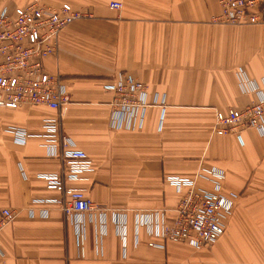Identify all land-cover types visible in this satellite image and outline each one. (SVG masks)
I'll return each instance as SVG.
<instances>
[{
    "label": "crops",
    "instance_id": "1",
    "mask_svg": "<svg viewBox=\"0 0 264 264\" xmlns=\"http://www.w3.org/2000/svg\"><path fill=\"white\" fill-rule=\"evenodd\" d=\"M30 1L0 0V13ZM43 1L93 16L64 28L57 51L42 59L70 96L61 114L0 107V217L6 207L15 213L0 231V264H264V132L215 133L219 110L264 95V25L218 24L214 0ZM121 73L146 85L149 102L129 128L114 125L106 88ZM59 115L92 161V171L67 182L92 198V215L48 201L62 193L41 175L61 171L62 161L38 134L44 118ZM11 127L34 136L18 142ZM210 168L224 173L217 179L234 201L225 233L203 248L154 237L150 227L172 221L180 198L167 177L211 188L213 176H198Z\"/></svg>",
    "mask_w": 264,
    "mask_h": 264
},
{
    "label": "built area",
    "instance_id": "2",
    "mask_svg": "<svg viewBox=\"0 0 264 264\" xmlns=\"http://www.w3.org/2000/svg\"><path fill=\"white\" fill-rule=\"evenodd\" d=\"M219 3L221 13L218 22L226 24H264L262 0H214ZM110 6L121 9V1ZM92 11L74 8L70 3L46 4L43 0H32L13 11L4 9L0 13V107L16 109L24 104L45 105L60 112L70 103V96L59 76L44 69L42 59L54 54L58 48L60 32L82 18H91ZM113 91L111 105L115 110L114 125L133 127L142 120L149 102L146 85L133 75L121 73L113 83L106 85ZM43 132L38 134L52 149L51 155L61 158L59 172L44 173L41 177L50 189L62 193L56 201L67 214L89 213L98 209L84 188L68 185V181L82 178V174L93 170L88 154L75 146L71 138L61 129V116L43 120ZM254 127L264 132V95L243 108H229L216 113L215 133L218 135L239 134L241 130ZM18 142H25L34 134L23 128L8 129ZM213 176V188L198 187L188 177H167L181 193V199L170 222H155L150 232L158 238L172 242L189 243L203 248L218 240L226 231L228 214L232 213L234 201L222 192L219 180L224 174L208 170ZM203 176L202 174H199ZM215 177V178H214ZM219 180H218V179ZM15 218L14 211L3 208L0 231ZM150 224L145 218L141 221ZM150 245H156L150 242ZM2 249L0 246V254Z\"/></svg>",
    "mask_w": 264,
    "mask_h": 264
},
{
    "label": "rangeland",
    "instance_id": "3",
    "mask_svg": "<svg viewBox=\"0 0 264 264\" xmlns=\"http://www.w3.org/2000/svg\"><path fill=\"white\" fill-rule=\"evenodd\" d=\"M113 2V1H112ZM111 2V3H112ZM262 2H263V4H264V0H262ZM69 3V2H68ZM110 3V4H111ZM216 3L219 5V3L216 1ZM71 4V3H70ZM27 5V4H26ZM72 5V4H71ZM73 6V5H72ZM111 7V6H110ZM112 8V7H111ZM221 8V7H220ZM112 9H114V8H112ZM116 10H119V9H116ZM222 10V9H221ZM221 10H220V12H219V14L221 13ZM219 14L218 15H215V17L213 18V20L215 21V22H217L218 24H222V25H230V26H242V25H264V24H226V23H220V22H218V20H217V17L219 16ZM82 19H84V18H82ZM79 20H81V19H79ZM78 21V20H77ZM245 107V106H244ZM230 108H233V107H230ZM243 108V107H242ZM235 109H240V108H235ZM229 110V108H227L226 110H219V111H228ZM248 128H253V129H256V128H254V127H248ZM248 128H246V129H248ZM246 129H243V130H241V132L239 133V134H233V135H236L237 137H241V134H242V132L244 131V130H246ZM256 130H258V129H256ZM259 131V130H258ZM261 132V131H260ZM208 170H211V168L210 169H207V173H199V174H202L203 175V177H207L208 175H210L209 173H208ZM215 170V169H214ZM223 173V172H222ZM198 174V176H201V175H199ZM224 174V173H223ZM177 177H183V176H177ZM188 178H191V179H194L195 180V184H196V186H198V187H203V188H206V189H212L213 188V186L211 187V188H208V187H206V186H203V185H200L199 183H197V178H192V177H188ZM170 184V183H169ZM171 185V184H170ZM214 185V184H213ZM173 187H175L174 185H172ZM175 189H176V187H175ZM177 190V189H176ZM178 192V191H177ZM179 194H180V198H179V201H180V199H181V193L180 192H178ZM233 210V209H232ZM158 222V221H157ZM156 222V223H157ZM166 222V221H165ZM154 237H156L155 235H153ZM158 238V237H157ZM188 245H189V243H187ZM204 247H207V246H204Z\"/></svg>",
    "mask_w": 264,
    "mask_h": 264
}]
</instances>
